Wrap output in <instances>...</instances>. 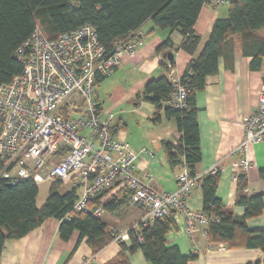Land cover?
I'll return each instance as SVG.
<instances>
[{
    "label": "trees",
    "instance_id": "trees-1",
    "mask_svg": "<svg viewBox=\"0 0 264 264\" xmlns=\"http://www.w3.org/2000/svg\"><path fill=\"white\" fill-rule=\"evenodd\" d=\"M209 0H0V85L8 83L22 71V65L14 56L16 49L39 26L48 39L71 32L85 23L92 24L100 43L107 49L114 48L115 39L134 38L136 31L146 21L154 27L178 31L181 41L174 48L170 39L165 40L156 52L172 54L168 59L172 68L175 51L192 56L179 83L185 88V107L175 108L168 103L175 90L167 75L149 80L141 92L143 100L153 104V122L161 116L174 119L180 137L175 143H165L167 157L172 164L184 161L190 174L200 162L199 135L196 120L195 94L205 87L206 77L218 70V59L232 69L235 57L234 36H239L243 55L251 56L250 68L258 70L264 59V37L256 31L264 30V0H232L224 18L212 24L208 39L197 56H193L200 43L194 24L201 8ZM137 96H140L139 94ZM114 131V129H112ZM3 162L0 159V171ZM264 176V169L260 171ZM218 175H204L201 179L202 211L211 218L206 235L211 243L228 242L234 246L257 248L264 253V228L248 231L244 219L258 215L262 209L261 195L250 198L240 196L237 204L245 206L243 217L238 221L216 198ZM238 178L242 181L243 177ZM240 181V182H241ZM239 188H242L239 185ZM39 189L31 180L22 179L12 184L9 178L0 177V254L7 240H15L40 226L47 218L60 221L59 232L67 239L73 231L79 239L86 237L93 251H98L111 238L100 218L74 212L72 206L77 194L75 189H63L59 182L52 183L44 203L39 207ZM99 196L90 203L97 204ZM122 200L110 198L103 204L106 211H113ZM70 215V220L65 215ZM174 227L173 214L156 218L138 225V230H128L131 246L129 252L140 249L150 264H187L194 254L182 255L176 246H167L165 236ZM117 261L109 264H129L124 256L125 246Z\"/></svg>",
    "mask_w": 264,
    "mask_h": 264
},
{
    "label": "crops",
    "instance_id": "crops-1",
    "mask_svg": "<svg viewBox=\"0 0 264 264\" xmlns=\"http://www.w3.org/2000/svg\"><path fill=\"white\" fill-rule=\"evenodd\" d=\"M226 14L227 6H213L208 2L203 5L193 27L201 38L193 56L202 50L215 19L224 18ZM135 32L141 40L134 55L121 54L120 65L98 81L97 100L103 111L113 115L115 138L126 142L134 151L147 148L151 152V156L141 154L135 159V173L139 176L151 173L154 189L173 191L177 187L176 175L184 161L172 164L164 144L175 143L180 133L174 119L161 116L158 122L151 120L154 106L142 99L141 92L149 80L166 75L167 54L156 52L157 47L170 39L175 48L181 35L178 31L154 27L151 21H146ZM256 35L264 37V30L256 31ZM233 41L232 69L226 68L223 59L219 58L217 73L207 76L205 87L195 94L201 159L194 172L207 175L212 165L218 166L215 196L238 221L245 212V206L236 202L238 197L261 195V212L244 219L248 231H257L264 228V176L260 173L264 169V142L249 146L247 157L251 165L246 170L238 169L240 156L231 155L230 151L242 140L243 121L256 111L258 93L264 88V59L258 70H252L251 56L241 53L239 36H234ZM191 58L183 51H175L172 75L180 77ZM238 176L243 177L242 181ZM75 191L80 194V189ZM128 197V193L118 188L104 191L99 196L98 201L102 203L110 198L123 199L113 211L105 210L100 216L109 236L112 229L126 230L135 226L144 213L138 206L131 205ZM186 203L189 209L202 211L200 186L193 189ZM173 221L174 227L167 232L165 241L167 246H176L182 255H195L187 264H264V253L260 249L234 246L233 242L225 241L211 243L204 226L190 237L185 232L183 212H175ZM59 226L60 221L50 217L25 236L5 241L0 264H109L117 261L121 243L125 246L124 256L129 264H150L140 249L128 251L130 239L118 243L109 238L106 245L95 252L86 237L79 239L76 230L67 239H62Z\"/></svg>",
    "mask_w": 264,
    "mask_h": 264
},
{
    "label": "built area",
    "instance_id": "built-area-1",
    "mask_svg": "<svg viewBox=\"0 0 264 264\" xmlns=\"http://www.w3.org/2000/svg\"><path fill=\"white\" fill-rule=\"evenodd\" d=\"M232 0H209L213 6H226ZM121 41L107 50L99 41L96 28L85 23L70 33L48 39L39 26L16 49L14 56L22 71L0 86L1 178L12 184L28 179L36 185L59 182L68 190L80 189L72 210L99 218L103 203L90 201L112 188L128 193V202L143 210L139 222L145 225L171 212H183L185 232L192 237L210 216L190 210L186 200L200 186L204 174H190L186 165L176 175L173 191L153 188V176L134 171L135 159L152 155L147 148L132 150L114 137L113 115L103 111L97 100V84L120 65L121 54L133 56L140 37ZM59 51H62L59 54ZM167 64L166 75L175 87L168 103L185 107L186 90ZM264 142V88L257 96L256 111L243 121L241 142L231 150L239 155L238 169L246 170L250 145ZM219 170L213 165L207 174ZM70 220V215H65ZM129 229H112L115 242L129 240ZM197 249V248H195Z\"/></svg>",
    "mask_w": 264,
    "mask_h": 264
},
{
    "label": "rangeland",
    "instance_id": "rangeland-1",
    "mask_svg": "<svg viewBox=\"0 0 264 264\" xmlns=\"http://www.w3.org/2000/svg\"><path fill=\"white\" fill-rule=\"evenodd\" d=\"M38 189H39V193H38V197H37V201L41 202L42 200L45 199L48 189L50 187L49 183H40L37 185ZM64 189H66L65 187H63Z\"/></svg>",
    "mask_w": 264,
    "mask_h": 264
},
{
    "label": "bare ground",
    "instance_id": "bare-ground-1",
    "mask_svg": "<svg viewBox=\"0 0 264 264\" xmlns=\"http://www.w3.org/2000/svg\"><path fill=\"white\" fill-rule=\"evenodd\" d=\"M73 31H74V30H73ZM71 32H72V31H71ZM67 33H70V32H67ZM43 34H44V33H43ZM61 53H62V51H59V54H61ZM8 83H9V82H8ZM2 85H3V84H2ZM0 86H1V85H0ZM248 116H249V115H248ZM248 116H247V117H248ZM240 142H241V141H240ZM260 143H261V142H260ZM257 144H258V143H257ZM230 152H231V151H230ZM230 154H231V153H230ZM231 155H232V154H231ZM183 163L185 164V162H183ZM185 165H186V164H185ZM214 165H216V164H214ZM212 166H213V165H212ZM212 166H211V167H212ZM186 167H187V165H186ZM211 167H210V168H211ZM187 169H188V168H187ZM188 171H189V170H188ZM208 171H209V170H208ZM189 173H190V172H189ZM217 173H219V170H218ZM217 173H215V174H217ZM215 174H210V175H215ZM193 189H194V188H193ZM192 191H193V190H192ZM191 193H192V192H191ZM190 195H191V194H190ZM189 197H190V196H189ZM189 197H188V198H189ZM188 198H187V199H188ZM186 202H187V200H186ZM103 204H104V203H103ZM186 204H187V203H186ZM188 209H189V208H188ZM104 210H105V208H104ZM190 210H191V209H190ZM196 211H197V210H196ZM202 212H203V211H202ZM171 213L174 214L175 212H171ZM204 213H205V212H204ZM205 214H206V213H205ZM169 215H170V214H169ZM99 218H100V217H99ZM204 227H205V226H204ZM207 227H208V226L205 227V235H206V228H207ZM131 228H132V227H131ZM129 229H130V228H129Z\"/></svg>",
    "mask_w": 264,
    "mask_h": 264
},
{
    "label": "water",
    "instance_id": "water-1",
    "mask_svg": "<svg viewBox=\"0 0 264 264\" xmlns=\"http://www.w3.org/2000/svg\"><path fill=\"white\" fill-rule=\"evenodd\" d=\"M166 57H167L168 59H170V58H172V54H171V53H168V54L166 55Z\"/></svg>",
    "mask_w": 264,
    "mask_h": 264
}]
</instances>
